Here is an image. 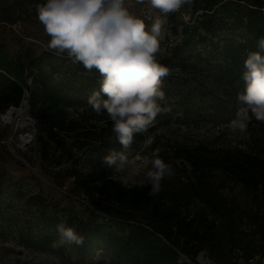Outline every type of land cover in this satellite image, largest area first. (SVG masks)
Segmentation results:
<instances>
[{
  "label": "trees",
  "instance_id": "obj_1",
  "mask_svg": "<svg viewBox=\"0 0 264 264\" xmlns=\"http://www.w3.org/2000/svg\"><path fill=\"white\" fill-rule=\"evenodd\" d=\"M190 12L194 17L188 25L173 19L175 13L168 16L166 34L172 38L160 62L182 74L188 64L205 65L210 98L204 109L223 111L243 90V62L248 52L259 50L257 41L264 37V0H193ZM46 54L45 70L37 66L32 73L0 44L1 108L18 106L27 92L29 113L45 132V138L37 136L41 156L47 154L44 141L53 146L42 172L59 185L71 177L101 215L84 220L35 193L25 199L34 225L13 215L0 220L15 225L23 245L59 255L68 250L79 258L101 251L115 264H198L201 252L212 264L264 258V137L256 146L177 151L178 171L157 196H148V186L124 185L102 164L110 149L122 150L113 141L111 122L97 116L87 99L84 105L73 104L99 90V73L73 64L66 54ZM176 84L163 86L166 95ZM145 137L137 135L130 151L138 152ZM225 182L240 185V192L225 193ZM61 221L76 228L82 244L53 246Z\"/></svg>",
  "mask_w": 264,
  "mask_h": 264
},
{
  "label": "rangeland",
  "instance_id": "obj_2",
  "mask_svg": "<svg viewBox=\"0 0 264 264\" xmlns=\"http://www.w3.org/2000/svg\"><path fill=\"white\" fill-rule=\"evenodd\" d=\"M42 2L43 0H0V44L3 51L20 60L32 73L36 71L37 66L45 70L46 61L49 59L47 52L56 57L61 56L48 48L49 37L36 18L35 6ZM126 6L133 11L148 8L147 5L138 4L136 0H126ZM151 14L154 17L158 12L153 10ZM193 17L190 5H186L175 13L173 19L188 25ZM167 28L168 20L162 41L163 48L172 38L171 34H166ZM40 56L42 57L39 58ZM167 66L170 68V75L164 79L163 86L170 81L177 83L172 92L166 95L172 111L157 117V123L146 133L141 149L138 152L129 150L130 156L136 153L150 155L154 150H159V156L176 172L181 165V159L175 157L177 151L200 150L210 153L218 149L246 147L251 144L256 146L258 139L264 137V123L254 119L248 128L251 137L249 140H240L230 133L227 124L234 116L237 107L236 98H230L233 101L230 100V104L223 111L204 109V101L210 98L209 78L205 65L188 64L184 74L175 66ZM55 76L56 74L53 75ZM92 92L81 95V98L73 104L84 105ZM10 107H13L14 113L11 117H7L6 111ZM68 109L72 111L73 108L69 106ZM25 119L29 124L24 127ZM24 133H28L31 137L26 147L19 142V137ZM38 135L45 138L43 127L32 117L25 104L20 103L18 106L5 108H1L0 104V220L2 216L13 215L18 222L34 225L29 209L25 205V199L35 193L41 194L48 203L74 211L84 220L98 219L97 215L101 213L87 203L86 195L75 188L71 177L66 178L63 184L59 185L51 176L42 172L41 167L47 164L46 158L49 157L53 146L47 140L44 141L47 154L46 158L41 156L42 148L41 143L37 141ZM76 166L80 169L84 167L82 156L77 158ZM131 175L113 174L127 186L135 184L130 178ZM223 189L225 193L237 194L241 190L240 185L233 182H225ZM181 257L184 258L183 255ZM196 261L198 264H212L203 252L197 255ZM257 261L264 264V258L259 256L250 260L239 258L237 264H254ZM0 264L115 263L106 253L96 250L87 257L79 258L68 250L59 255L30 249L19 241L13 223L0 221Z\"/></svg>",
  "mask_w": 264,
  "mask_h": 264
},
{
  "label": "clouds",
  "instance_id": "obj_3",
  "mask_svg": "<svg viewBox=\"0 0 264 264\" xmlns=\"http://www.w3.org/2000/svg\"><path fill=\"white\" fill-rule=\"evenodd\" d=\"M136 2L147 5V10L133 11L126 0H43L35 11L49 37L50 50L66 54L88 72L99 73V90L91 93L87 105L111 122L113 141L122 149H110L102 164L111 175L132 174L136 186H148L147 195L157 196L163 182L175 175L173 167L159 156V150L133 156L129 150L137 135L148 133L158 116L172 111L163 90L170 68L160 62L165 25L170 14L193 0ZM153 10L158 12L154 17ZM257 47L259 50L248 52L243 62L244 88L237 93V107L227 124L240 140L251 138L248 128L253 119L264 123V37ZM56 231L54 247L83 243L76 228L64 221L56 225Z\"/></svg>",
  "mask_w": 264,
  "mask_h": 264
},
{
  "label": "built area",
  "instance_id": "obj_4",
  "mask_svg": "<svg viewBox=\"0 0 264 264\" xmlns=\"http://www.w3.org/2000/svg\"><path fill=\"white\" fill-rule=\"evenodd\" d=\"M27 83H30V79H28ZM20 103L25 104V106L28 108L27 92H25ZM30 139H31L30 135L28 133H24L23 135H21L19 137V142L22 146L26 147L27 144L29 143ZM12 151H13V149H12ZM192 264H196V263L192 262Z\"/></svg>",
  "mask_w": 264,
  "mask_h": 264
},
{
  "label": "bare ground",
  "instance_id": "obj_5",
  "mask_svg": "<svg viewBox=\"0 0 264 264\" xmlns=\"http://www.w3.org/2000/svg\"><path fill=\"white\" fill-rule=\"evenodd\" d=\"M13 113H14V111H13V107H10V108L6 111V115H7V117H11ZM28 124H29V123H28V120L25 119V121H24V123H23V126L25 127V126H27Z\"/></svg>",
  "mask_w": 264,
  "mask_h": 264
}]
</instances>
